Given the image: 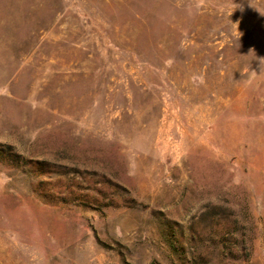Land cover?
Returning <instances> with one entry per match:
<instances>
[{
  "label": "rangeland",
  "instance_id": "1",
  "mask_svg": "<svg viewBox=\"0 0 264 264\" xmlns=\"http://www.w3.org/2000/svg\"><path fill=\"white\" fill-rule=\"evenodd\" d=\"M264 0H0V264H264Z\"/></svg>",
  "mask_w": 264,
  "mask_h": 264
},
{
  "label": "clouds",
  "instance_id": "2",
  "mask_svg": "<svg viewBox=\"0 0 264 264\" xmlns=\"http://www.w3.org/2000/svg\"><path fill=\"white\" fill-rule=\"evenodd\" d=\"M260 61H264V58H258Z\"/></svg>",
  "mask_w": 264,
  "mask_h": 264
}]
</instances>
